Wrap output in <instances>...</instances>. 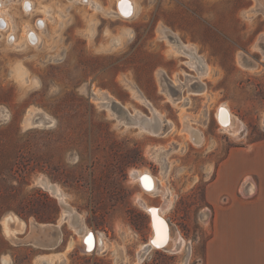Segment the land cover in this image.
<instances>
[{"label":"rangeland","instance_id":"rangeland-1","mask_svg":"<svg viewBox=\"0 0 264 264\" xmlns=\"http://www.w3.org/2000/svg\"><path fill=\"white\" fill-rule=\"evenodd\" d=\"M93 1L99 8L78 0H32L28 12L22 0L3 5L11 22L0 29V264H203L210 174L229 148L264 138V0H134L131 18L114 12L116 0ZM42 18L40 41L29 44L24 30ZM192 62L207 73L198 76ZM141 98L163 119L162 133L118 119L151 115ZM221 103L242 121L236 135L216 122ZM182 113L201 134L197 145ZM30 116L44 125L32 126ZM133 169L164 182L172 200L164 216L186 240L181 252L151 248L138 258L151 227L137 198L159 205L162 197L143 193ZM41 178L103 235L102 249L66 250L80 236ZM8 215L23 225L14 240L3 230ZM40 223L51 234L45 245L33 244Z\"/></svg>","mask_w":264,"mask_h":264},{"label":"bare ground","instance_id":"bare-ground-1","mask_svg":"<svg viewBox=\"0 0 264 264\" xmlns=\"http://www.w3.org/2000/svg\"><path fill=\"white\" fill-rule=\"evenodd\" d=\"M7 0H0V29H5L10 26L11 18L10 15L3 9V5L6 4ZM12 1V0H9ZM81 2L88 3V5H91L92 7L99 8L98 4L95 3L93 0H78ZM22 7L24 11L28 12L31 11L33 8V2L32 0H22ZM48 16L49 11L44 10ZM136 11V4L134 0H116V6L114 12L122 17V18H131ZM46 22L44 18L39 19L36 23V28H30L26 27L24 30V38L29 44H37L40 41V36L38 30L43 29ZM9 34V33H8ZM262 36H260L261 39ZM7 39L12 41L11 33L7 36ZM264 42V38H262ZM186 50H190V47L188 44H185ZM171 50H174L175 52H180L185 50L184 46L182 47H176L171 45ZM263 50V56H264V48H261ZM239 62L242 63V60L239 59ZM193 66L197 70V75H203L207 72L205 70H199V63H193ZM197 93V92H194ZM199 93V92H198ZM100 103L105 106L107 109H109V97L102 95L98 98ZM142 101L149 107L151 110V115H144L140 112H128V117L126 120L123 118H118L119 120L123 121L126 125H135L138 126L140 129H143L145 131H148L152 135H157L159 133H162V127H163V119L161 118L160 114L157 112V110L150 104L149 101L143 100ZM45 117V116H43ZM35 117L30 116L27 118V121L32 126H38V125H44V122L39 118L37 120L34 119ZM182 119H183V129L188 132V135L191 139V141L194 144L200 143L201 140V134L198 131L197 128H194L189 125V118L186 114L182 113ZM215 119L220 126V128L223 131L228 132L229 134L236 135L240 132V130L243 128L242 121L235 116L228 105L225 103H221L216 107L215 110ZM49 123H52L51 121H48L45 123L46 125H50ZM131 176L138 181V184L142 190L143 193L148 195H160L162 197V202L159 205H150L147 204V202L141 198L138 197L137 201L140 204L141 207H143L149 217V223L151 227V232L148 238V241L146 243H143L138 251V258L142 259L143 253L145 251L150 250L151 248L155 249H163L166 251H169L171 253H179L183 249L184 244L186 245V240L182 236V234L177 230V232H172L171 227L169 223L165 220L166 217L164 216V212L166 209L170 207V204L172 202L171 199L168 198V189L165 187L164 182L160 181L157 182L154 175L150 171H140L138 169H133L131 171ZM39 183L49 190L52 194H54L59 202L62 205V214H61V220H66L69 225H71L74 230L78 233L80 236L79 241L77 240H71L67 247V251H71L74 247L79 246L82 251L86 253H90L93 251H98L102 249L105 245L104 237L101 233L95 234L94 231L86 227L82 216L77 213L71 206H69L64 201V193L62 189L55 183H51L50 181H47L45 179H40ZM21 221L16 217L13 216H6L3 219V230L5 234L11 238L15 239L17 234L16 225H20L22 227ZM34 226V224H33ZM45 224L40 223L38 226H35V232H34V238H33V244H43L41 239H50L51 234H49L45 228ZM57 226V225H55ZM175 231V230H174ZM58 240V238H54ZM52 241V243H55ZM45 245V244H43ZM190 252L188 249L187 253ZM188 255L185 257L184 263L187 262ZM4 263H7V259H3Z\"/></svg>","mask_w":264,"mask_h":264},{"label":"crops","instance_id":"crops-1","mask_svg":"<svg viewBox=\"0 0 264 264\" xmlns=\"http://www.w3.org/2000/svg\"><path fill=\"white\" fill-rule=\"evenodd\" d=\"M204 194L211 215L203 264H264V138L229 148Z\"/></svg>","mask_w":264,"mask_h":264},{"label":"flooded vegetation","instance_id":"flooded-vegetation-1","mask_svg":"<svg viewBox=\"0 0 264 264\" xmlns=\"http://www.w3.org/2000/svg\"><path fill=\"white\" fill-rule=\"evenodd\" d=\"M168 223H170L168 220H167V218L165 219ZM91 253V252H90ZM190 255H191V250H190ZM190 255H189V257H190ZM145 258H146V256L143 258V260H141L140 262H142V261H144L145 260ZM187 264H189V262L187 263Z\"/></svg>","mask_w":264,"mask_h":264},{"label":"built area","instance_id":"built-area-1","mask_svg":"<svg viewBox=\"0 0 264 264\" xmlns=\"http://www.w3.org/2000/svg\"><path fill=\"white\" fill-rule=\"evenodd\" d=\"M210 215H211V211H210V209H207V218H209Z\"/></svg>","mask_w":264,"mask_h":264}]
</instances>
